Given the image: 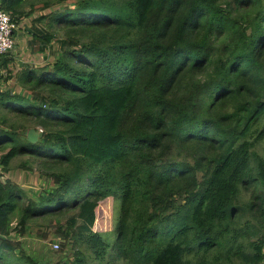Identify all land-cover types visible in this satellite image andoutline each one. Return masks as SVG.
<instances>
[{"label":"trees","instance_id":"1","mask_svg":"<svg viewBox=\"0 0 264 264\" xmlns=\"http://www.w3.org/2000/svg\"><path fill=\"white\" fill-rule=\"evenodd\" d=\"M0 6L17 27L50 10L29 45L46 55L58 43L54 63L17 74L28 97L0 87V264L264 262V0ZM15 64L0 58L6 80ZM25 156L51 183L35 200L7 176ZM108 198L111 254L94 231ZM37 221L60 241L56 261L22 246Z\"/></svg>","mask_w":264,"mask_h":264},{"label":"rangeland","instance_id":"2","mask_svg":"<svg viewBox=\"0 0 264 264\" xmlns=\"http://www.w3.org/2000/svg\"><path fill=\"white\" fill-rule=\"evenodd\" d=\"M54 8L58 9L61 7L56 4ZM28 9L29 7H27V10ZM48 13H50V10L40 11L38 9V11L33 17L24 19L23 23L17 28L15 34L17 40V47L16 50L12 53V55L16 59V64L12 66L11 70L13 74L11 77H9L8 80H6L5 77L7 76V74L4 71L0 70V75L3 74L0 78V85L3 91L8 90L15 94H21L24 97H28V91L25 90L19 84L17 77V74L22 70V66L28 64L39 68L48 63L52 64L56 61V56L58 54V43L52 44L51 48L49 49L46 55L34 53L29 45L30 41L32 40L29 30L32 29L33 19L42 14L45 15ZM3 113L9 118L13 119V121L20 126L21 121L16 118L13 114H10L6 110H3ZM255 150L260 156L264 158V142L261 143ZM2 154L3 152L0 151V157ZM7 176L27 193V199L35 200L41 194L42 191L48 192L51 189V183L49 179L40 176L37 165L27 156L18 157L13 160L10 165V169L7 173ZM245 197L248 198L249 195L246 194ZM116 213L117 204L113 198H108L102 201L97 210V222L94 226V231L98 233H107L105 234V237L108 243L110 244V249L108 251L109 254L113 252V245L116 242V234L114 232ZM71 215L72 213H67L64 216L63 221L68 219ZM45 224L46 223L43 221H37L35 223H32L27 230L26 236L21 238L20 241L27 254L35 256L43 261L47 259H53L54 261H56V259L60 258V256L56 254L57 251L60 250V248L56 249L54 246L55 244L60 245V241L55 239L52 235L49 236L48 240H42L38 235L39 231H46ZM15 237L16 236L13 235L12 239L16 240ZM70 252L71 247L69 246L66 250V253L68 254ZM107 262L111 264H127L126 262L116 261L114 257L107 258L106 263ZM220 264L246 263H244L240 257L235 256L232 258V260H228V262H223L222 259Z\"/></svg>","mask_w":264,"mask_h":264},{"label":"built area","instance_id":"3","mask_svg":"<svg viewBox=\"0 0 264 264\" xmlns=\"http://www.w3.org/2000/svg\"><path fill=\"white\" fill-rule=\"evenodd\" d=\"M17 26L12 22L11 16L0 6V58L8 53H13L17 47V40L14 31ZM56 249L59 245L55 244ZM264 264V262L262 263Z\"/></svg>","mask_w":264,"mask_h":264},{"label":"crops","instance_id":"4","mask_svg":"<svg viewBox=\"0 0 264 264\" xmlns=\"http://www.w3.org/2000/svg\"><path fill=\"white\" fill-rule=\"evenodd\" d=\"M1 76V75H0ZM1 87V86H0Z\"/></svg>","mask_w":264,"mask_h":264}]
</instances>
